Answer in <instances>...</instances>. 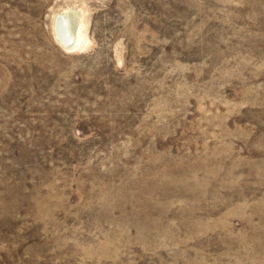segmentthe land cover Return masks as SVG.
Wrapping results in <instances>:
<instances>
[{"label": "rangeland", "instance_id": "rangeland-1", "mask_svg": "<svg viewBox=\"0 0 264 264\" xmlns=\"http://www.w3.org/2000/svg\"><path fill=\"white\" fill-rule=\"evenodd\" d=\"M0 264H264V0H0Z\"/></svg>", "mask_w": 264, "mask_h": 264}, {"label": "bare ground", "instance_id": "bare-ground-1", "mask_svg": "<svg viewBox=\"0 0 264 264\" xmlns=\"http://www.w3.org/2000/svg\"><path fill=\"white\" fill-rule=\"evenodd\" d=\"M71 16L74 18V24H72L68 11L56 15L54 20L55 33L57 34V40L66 49H73L77 47L80 42L78 20L74 12Z\"/></svg>", "mask_w": 264, "mask_h": 264}]
</instances>
